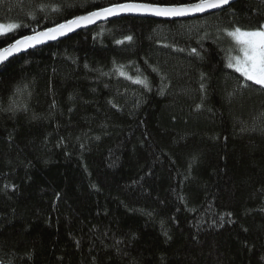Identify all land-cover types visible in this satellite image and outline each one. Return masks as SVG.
I'll return each mask as SVG.
<instances>
[{"label":"trees","instance_id":"obj_1","mask_svg":"<svg viewBox=\"0 0 264 264\" xmlns=\"http://www.w3.org/2000/svg\"><path fill=\"white\" fill-rule=\"evenodd\" d=\"M124 2L0 0V47ZM262 23V0L119 16L2 64L0 261L264 264V89L224 31Z\"/></svg>","mask_w":264,"mask_h":264},{"label":"snow or ice","instance_id":"obj_2","mask_svg":"<svg viewBox=\"0 0 264 264\" xmlns=\"http://www.w3.org/2000/svg\"><path fill=\"white\" fill-rule=\"evenodd\" d=\"M231 3L232 0H198L197 3L172 5L138 3L132 2V0L127 3H116L108 7H102L96 11H91L87 15L76 16L74 19L59 24L54 28H49L46 31L16 39L14 43L8 44L7 47H0V64H3L15 54L26 51L29 48H35L38 44L46 43L49 40H56L58 37L67 35L69 32L75 31L80 27H87L98 20H106L109 17L118 16L122 13L147 14L158 17H185L190 14L224 9ZM18 27L19 25L16 23H0V36L12 32ZM224 31H226L227 36L231 38L235 46L226 53V66L239 73L244 78V81H251L261 89H264V23L258 24L255 27L233 26L231 30ZM126 39L131 41L132 37L128 36ZM116 43L122 44L123 41L117 40ZM233 51L236 53L235 55L232 54ZM193 52L195 53L196 49H193ZM115 71L120 76L132 80L133 83L148 87L146 78L141 79L139 76L135 78L129 76L123 70V65L117 67ZM241 86L248 87V84L243 83ZM0 264H3V262L0 261Z\"/></svg>","mask_w":264,"mask_h":264},{"label":"water","instance_id":"obj_3","mask_svg":"<svg viewBox=\"0 0 264 264\" xmlns=\"http://www.w3.org/2000/svg\"><path fill=\"white\" fill-rule=\"evenodd\" d=\"M235 1H237V0H232V3L235 2ZM197 2H198V1H196V2H192V3H197ZM124 3H127V2H124ZM226 7H227V6H226ZM97 10H99V9H97ZM218 10H220V9H218ZM95 11H96V10H95ZM214 11H217V10H212V11L205 12V13L190 14V15L185 16V17H158V16H153V15H147V14H143V15H142V14H129V13H122V14H120V15H118V16H112V17H109V18L106 19V20H105V19L98 20V21H96V23H94V24H90V25H88L87 27H89V26H93V25L98 24V23H101V22L108 21V20H110V19H113V18H115V17H119V16H127V15H130V16H137V17H151V18H156V19H161V20H175V19L193 18V17H197V16L205 15V14H207V13L214 12ZM87 14H88V13H84V14H79V15H77V16L87 15ZM75 17H76V16H74V17H72V18H70V19H68V20L74 19ZM68 20H65V21H63V22H61V23H59V24L65 23V22L68 21ZM59 24H57V25H59ZM57 25H54V26L48 27V28L43 29V30L38 31V32L46 31L47 29H49V28H54V27H56ZM83 28H85V27H80V28L76 29L75 31L69 32L67 35H64V36H60V37H58L56 40H49V41H47L46 43L38 44L35 48H37V47H41V46H44V45H46V44H49V43H52V42H55V41H58V40H61V39H63V38H65V37H67V36H69V35L75 33L76 31H78V30H80V29H83ZM36 33H37V32H36ZM33 34H35V33H33ZM33 34H29V35H27V36H31V35H33ZM21 38H23V37H21ZM21 38H19V39H21ZM15 41H16V40H15ZM15 41H13V42H11V43H14ZM7 46H8V45H6V46H4V47H7ZM35 48H29V49L26 50V51H22V52H20V53H18V54H15V55L11 56L8 60H10L11 58H13V57H15V56H17V55H19V54L25 53V52H27V51H29V50H32V49H35ZM8 60H7V61H8ZM7 61H5L4 63H6ZM4 63H3V64H4ZM1 65H2V64H0V66H1Z\"/></svg>","mask_w":264,"mask_h":264},{"label":"rangeland","instance_id":"obj_4","mask_svg":"<svg viewBox=\"0 0 264 264\" xmlns=\"http://www.w3.org/2000/svg\"><path fill=\"white\" fill-rule=\"evenodd\" d=\"M0 23H3V24H8V23H14V21H4V22H1Z\"/></svg>","mask_w":264,"mask_h":264}]
</instances>
